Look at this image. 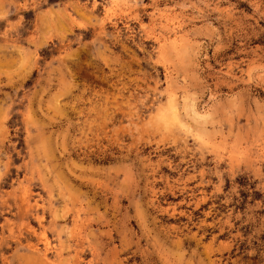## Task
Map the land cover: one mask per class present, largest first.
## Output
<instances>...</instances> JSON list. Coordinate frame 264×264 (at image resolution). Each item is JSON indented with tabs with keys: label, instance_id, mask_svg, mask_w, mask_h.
<instances>
[{
	"label": "rangeland",
	"instance_id": "rangeland-1",
	"mask_svg": "<svg viewBox=\"0 0 264 264\" xmlns=\"http://www.w3.org/2000/svg\"><path fill=\"white\" fill-rule=\"evenodd\" d=\"M0 264H264V0H0Z\"/></svg>",
	"mask_w": 264,
	"mask_h": 264
},
{
	"label": "bare ground",
	"instance_id": "bare-ground-1",
	"mask_svg": "<svg viewBox=\"0 0 264 264\" xmlns=\"http://www.w3.org/2000/svg\"><path fill=\"white\" fill-rule=\"evenodd\" d=\"M38 199V198H37ZM41 199V198H40Z\"/></svg>",
	"mask_w": 264,
	"mask_h": 264
}]
</instances>
